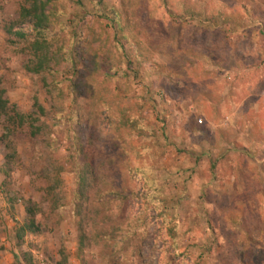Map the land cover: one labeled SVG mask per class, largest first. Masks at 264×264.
Returning <instances> with one entry per match:
<instances>
[{"label":"rangeland","instance_id":"obj_1","mask_svg":"<svg viewBox=\"0 0 264 264\" xmlns=\"http://www.w3.org/2000/svg\"><path fill=\"white\" fill-rule=\"evenodd\" d=\"M23 3L0 93L43 114L0 118V264H264V0H50L40 74Z\"/></svg>","mask_w":264,"mask_h":264},{"label":"trees","instance_id":"obj_2","mask_svg":"<svg viewBox=\"0 0 264 264\" xmlns=\"http://www.w3.org/2000/svg\"><path fill=\"white\" fill-rule=\"evenodd\" d=\"M49 2L50 0H24L23 6L19 10V20L5 29L9 36L18 38L24 45L29 43L28 47L30 50L33 49L34 53L31 59V67H26V69L30 70L33 74H40L49 68L50 59L48 57L49 53L47 50V43L44 34L49 23V17L45 9ZM164 4L166 5V3ZM209 20L212 21L213 19L209 18ZM109 21L113 26H120V17L116 15L115 12H112V16L109 18ZM25 25L28 27V32L22 29V27ZM10 112L13 113V118L9 117L8 113ZM42 114L43 111L41 108H38V114L35 112L29 115H20L18 113H14V111H10L9 104L5 99L4 94L0 93V118L6 117L10 119L9 122L11 124L15 120V123H17L20 127H28L32 136H36L39 132L36 124L39 122V115ZM86 180L87 179L85 178V175L82 174V177L79 181L78 192L75 195V206H78L77 214L79 215H81L80 201L83 198L87 188ZM48 192L51 194L52 191ZM36 208L37 207L31 203L30 205L29 203L26 204V218L15 232L17 244L21 242L23 237L27 234H39L40 228L38 226L36 217L40 210ZM78 244L80 249L84 247L83 238L80 239Z\"/></svg>","mask_w":264,"mask_h":264},{"label":"crops","instance_id":"obj_3","mask_svg":"<svg viewBox=\"0 0 264 264\" xmlns=\"http://www.w3.org/2000/svg\"><path fill=\"white\" fill-rule=\"evenodd\" d=\"M261 95H262L261 98H263V96H264V92H262ZM0 193H2V189H0Z\"/></svg>","mask_w":264,"mask_h":264},{"label":"built area","instance_id":"obj_4","mask_svg":"<svg viewBox=\"0 0 264 264\" xmlns=\"http://www.w3.org/2000/svg\"><path fill=\"white\" fill-rule=\"evenodd\" d=\"M199 123H200V121H199Z\"/></svg>","mask_w":264,"mask_h":264}]
</instances>
